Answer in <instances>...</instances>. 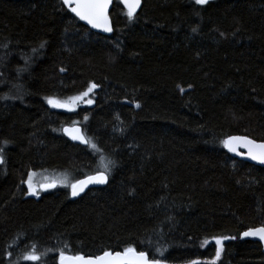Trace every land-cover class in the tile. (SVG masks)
<instances>
[{
  "label": "trees",
  "instance_id": "1",
  "mask_svg": "<svg viewBox=\"0 0 264 264\" xmlns=\"http://www.w3.org/2000/svg\"><path fill=\"white\" fill-rule=\"evenodd\" d=\"M123 11L114 0V31L105 37L60 0H0V97L20 85L28 93L23 102L0 99V146L9 142L0 165V262L32 264L22 257L33 245L38 264H58L60 249L94 257L132 245L165 264H205L220 233L236 239L217 264H264L260 245L240 239L264 225V169L231 158L222 143L264 142V0L203 8L142 0L131 23ZM93 82L92 105L69 112L46 103ZM73 121L99 153L66 140ZM101 155L115 162L109 182L77 200L67 189L30 197L21 183L37 172L77 181L103 171Z\"/></svg>",
  "mask_w": 264,
  "mask_h": 264
},
{
  "label": "snow or ice",
  "instance_id": "2",
  "mask_svg": "<svg viewBox=\"0 0 264 264\" xmlns=\"http://www.w3.org/2000/svg\"><path fill=\"white\" fill-rule=\"evenodd\" d=\"M113 2L114 0H60L63 10H66L78 20L83 21L92 29H97L104 33H112L114 31L110 16V8L113 5ZM117 2L123 6V15L127 17V20L130 23L134 22L137 19V12L142 6V0H117ZM210 2L211 0H190V3L200 6L201 8L209 5ZM192 31L196 32L197 29L193 28ZM45 43L46 42H42L39 47L43 49L45 47ZM36 51L37 49H33V52ZM27 71V67L17 69V78L19 79L20 73ZM60 71L63 72L65 69L61 68ZM14 87L17 89L16 95L13 96L6 94L3 97H0V99H19L23 102L24 96L28 93H24L21 90L22 85ZM98 87L99 85L93 82L88 85L85 91L81 92L79 95L71 96L66 100H60L53 96H48L45 100L51 108H62L71 112L75 111L76 106H78L81 102H86L88 105H92L94 101L90 97ZM189 87H191V85H189ZM180 91L183 93L185 89L181 87ZM136 107L139 108L140 105L136 104ZM88 119L89 117L85 115L84 121H87ZM78 124V121H73L72 126L64 128L63 132L72 140L88 145L94 152L99 153L101 151L100 148H98L97 144L90 138L82 134L81 128L77 126ZM222 143L229 152L235 153L236 155H243L240 151H238V149H247V159L264 165V143H257L254 139H249L246 136H230ZM8 146L9 142L7 140L3 142V146H0V165H4L6 163L5 153ZM100 160L103 171H97L96 174L88 175L83 180H77L75 183L65 185L66 187L71 188V195L73 197L79 196L89 185H105L109 182V174L111 172V168L115 166V162L106 159L103 155L100 156ZM32 175L33 174H29L28 179L21 181V183L27 185L28 195L38 196V192L33 187ZM55 187V182L41 185V188L45 191L49 188ZM243 237H254L259 241L264 242V225L256 228H249L247 231L242 233V238ZM234 239H236L235 236L213 237L216 245L215 256L211 261L205 262V264H217L224 251V242ZM208 243H210V241L205 240L202 246L207 245ZM67 247L68 246L65 245V248ZM165 251L167 250L162 248L156 249V253L159 257H164ZM7 256L11 257L12 253L8 252ZM22 259L24 261L32 262V264H38L42 257L37 254V249L35 245H33L32 249L23 255ZM0 264H2V262H0ZM58 264H165V261L164 259L157 258L156 256L150 257L148 251H138L135 246L129 245L122 251L113 252L105 250L101 255L94 257L91 255L86 256L84 254L68 255L64 249H60L58 250ZM189 264H202V262L200 260H191Z\"/></svg>",
  "mask_w": 264,
  "mask_h": 264
},
{
  "label": "water",
  "instance_id": "3",
  "mask_svg": "<svg viewBox=\"0 0 264 264\" xmlns=\"http://www.w3.org/2000/svg\"><path fill=\"white\" fill-rule=\"evenodd\" d=\"M211 1H214V0H211ZM123 7V6H122ZM111 9H112V6H111V8H110V12H111ZM140 10V9H139ZM138 10V11H139ZM138 13V12H137ZM80 21V20H79ZM85 27H87L90 31H92V32H94V33H97V34H100V35H103V36H110L112 33H104V32H102V31H99V30H97V29H92L89 25H87V24H85L83 21H80ZM78 126V125H77ZM68 127H71V126H68ZM78 127H80V126H78ZM66 128V127H65ZM81 128V127H80ZM81 132H82V134H83V131H82V128H81ZM63 136L66 138V140H68L69 142H71V143H73V144H75V145H79V146H82V147H87L88 145H85V144H82V143H80L79 141H74V140H72L69 136H67V135H65V133L63 132ZM250 139V138H249ZM257 142V141H256ZM257 143H264V142H257ZM225 148V147H224ZM225 151L227 152V154L231 157V158H233V159H236V160H239V161H242V162H245V163H248V164H250V165H253V166H255V167H259V168H262V169H264V165H261V164H259V163H257V162H254V161H252V160H250V159H247L246 157H247V149H244V148H240V149H238V151H240L243 155H236L235 153H231V152H229L226 148H225ZM94 175V174H93ZM87 177V176H86ZM86 177H84V178H81V179H79V180H83V179H85ZM107 184H105V185H89L85 190H84V192L83 193H81L79 196H76V197H73L72 195H71V190H70V199L71 200H77L78 198H80L82 195H84L88 190H91V189H97V188H103V187H105ZM49 189H52V188H49ZM48 189V190H49ZM43 190V189H42ZM43 191H45V190H43ZM247 231V230H246ZM240 239L242 240V241H250V242H255V243H257V244H259L260 245V247H261V252H262V255H263V257H264V242H261V241H259L257 238H254V237H243L242 238V234H241V236H240Z\"/></svg>",
  "mask_w": 264,
  "mask_h": 264
},
{
  "label": "rangeland",
  "instance_id": "4",
  "mask_svg": "<svg viewBox=\"0 0 264 264\" xmlns=\"http://www.w3.org/2000/svg\"><path fill=\"white\" fill-rule=\"evenodd\" d=\"M1 34V33H0ZM31 50L35 49L32 48L31 46L28 47ZM36 52H39L38 50ZM42 54H44L43 52H41ZM130 94V93H127ZM134 100H140L142 101L143 99L131 94L130 95ZM57 109H62V108H57ZM32 182H33V187L34 189L38 192V196H31L30 197H34V198H38L40 197L42 194L44 193H48L50 190L48 191H43L41 188V185H46L50 182H55L56 183V187L55 189H67L68 191L71 190L70 187H66L65 185H70L72 183H75V180H72L69 176L64 175V174H51V173H47V172H37V173H33L32 175ZM27 187V185H26ZM28 190V188H27ZM218 236H222L220 233ZM213 243L215 244L214 240ZM229 246V240L224 242V247Z\"/></svg>",
  "mask_w": 264,
  "mask_h": 264
},
{
  "label": "bare ground",
  "instance_id": "5",
  "mask_svg": "<svg viewBox=\"0 0 264 264\" xmlns=\"http://www.w3.org/2000/svg\"><path fill=\"white\" fill-rule=\"evenodd\" d=\"M111 36V35H110ZM105 37H109V36H105Z\"/></svg>",
  "mask_w": 264,
  "mask_h": 264
},
{
  "label": "flooded vegetation",
  "instance_id": "6",
  "mask_svg": "<svg viewBox=\"0 0 264 264\" xmlns=\"http://www.w3.org/2000/svg\"><path fill=\"white\" fill-rule=\"evenodd\" d=\"M43 195V194H42Z\"/></svg>",
  "mask_w": 264,
  "mask_h": 264
}]
</instances>
